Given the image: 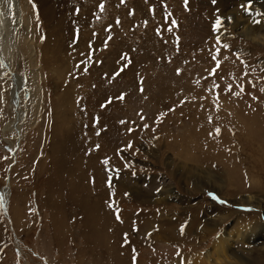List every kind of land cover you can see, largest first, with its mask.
Masks as SVG:
<instances>
[{"label": "rangeland", "instance_id": "1", "mask_svg": "<svg viewBox=\"0 0 264 264\" xmlns=\"http://www.w3.org/2000/svg\"><path fill=\"white\" fill-rule=\"evenodd\" d=\"M223 1L221 14L217 0H188L187 10L184 0H103V12L101 0L33 4L40 89L35 97L21 56L18 131L10 128L11 82L0 81V264H134L133 249L135 264H190L245 215L264 221V162L240 157L250 153L244 142L262 149V138L245 129L253 116L264 118V47L231 26L244 14L240 0ZM229 84L244 92L226 93ZM254 194L261 208L237 202ZM233 251L244 264H264V241L238 242Z\"/></svg>", "mask_w": 264, "mask_h": 264}, {"label": "bare ground", "instance_id": "2", "mask_svg": "<svg viewBox=\"0 0 264 264\" xmlns=\"http://www.w3.org/2000/svg\"><path fill=\"white\" fill-rule=\"evenodd\" d=\"M37 1L38 0H9V3L7 4L3 3L4 21L3 23H0V81L7 80L8 78L12 85L10 90V96L12 100L11 104L15 108V109L13 108V110L15 111L16 120L11 124L10 128L15 129V131H18L17 122L19 121L18 120L19 112L17 111L18 109L17 105L19 103L18 102L19 91L22 87V80H23L22 75L17 70L19 58L23 56L25 60H27L26 62L30 64L31 76L34 79L36 85L40 77V72L38 70L40 66L38 65L37 62V49H36V46L38 44L36 42V34H35L36 32L35 21H34L35 7L33 6L34 3H35L34 5L37 4ZM40 1L44 2L46 0H40ZM239 2H241L242 4L241 6L242 8L239 10L244 11V14L242 15L240 14L241 12H239L238 16L235 15V17L233 18L234 23L231 21L232 22L231 26H233L234 29H240L241 31L239 33H242L245 37H247V39H250L252 42L264 47V0H240ZM239 2L236 4L237 7L238 4H240ZM217 4L219 6L218 13L219 14H221L222 12L224 13L227 8V5L224 3V1L217 0ZM233 10H235L234 7L231 8L228 13L226 12V15L229 17L232 14H234V12H232ZM222 28H223L222 30H224L222 31V34L229 35L228 29H226L225 26ZM235 31L237 32V30ZM37 47L39 48V46ZM34 66L36 71L33 70ZM39 89L37 85V89L35 91V97L38 96ZM251 121L253 123L249 124L250 126L247 125L249 127V130L246 127V124L242 126L246 127L245 130H247L249 137L251 136L252 139L257 141L258 135L259 138H262L261 140L258 139L260 141L259 143L262 142L261 143L262 149L261 150L253 149L251 142L248 143L244 142V145L250 149L249 150L250 153H248V156L245 155V153L242 154L240 153L241 154L240 157L247 159L248 162L251 163L255 162L259 164V161L264 162V118L262 119L261 117L253 116ZM241 148L244 149L243 146H241ZM230 157H232V155ZM225 158L226 157H224L223 159ZM231 159H234V157ZM223 161L225 162V160ZM261 166L264 167V165ZM256 182H257L256 179L253 178L252 184H256ZM7 183H8V178H7ZM166 189L165 191H160V193H158L157 195L160 196L161 193H165V192L170 193L169 191L171 190L170 189L166 190ZM2 191L5 197H7L8 195L7 186L3 187ZM237 202H239V204L241 205L250 204L254 207L261 208V203L258 199V196L256 197L255 194L244 196L243 198H239ZM250 215L251 216H248L249 218H247L246 217L247 215H245L244 220L246 222H244L242 226L238 227L235 233H231L234 231V229L232 230L229 227H227L225 231H222L219 234L218 238L214 239L210 249H208L206 252L201 251L199 254H193L192 256L190 255L189 258L192 259L190 264H244L245 263L244 259H246V257L243 256V253L241 251L231 252V248L233 247V245H236L238 242L244 243L247 240L253 242L264 241V221L262 219L261 220L258 219L257 218L258 216L254 214V212H251ZM215 217L217 216H214L213 218ZM223 217L224 215L221 218ZM251 217H253L254 220H252ZM213 222H214L213 226L215 227L216 223L218 222L217 220L214 219Z\"/></svg>", "mask_w": 264, "mask_h": 264}, {"label": "snow or ice", "instance_id": "3", "mask_svg": "<svg viewBox=\"0 0 264 264\" xmlns=\"http://www.w3.org/2000/svg\"><path fill=\"white\" fill-rule=\"evenodd\" d=\"M147 2H148V0H146V3H147ZM0 3L7 4V3H9V0H0ZM125 3H126V0H120V4H121V5H123V4H125ZM184 4H185L186 10H187L188 0H184ZM118 6H119V5H118ZM98 7H99V10H100L101 12L104 11L105 5H104V3H103V0H101V3L98 5ZM78 11H79V10L77 9V12H78ZM149 11H150V12H154L155 9H154V8H149ZM0 14H2V13H0ZM94 15H95V13H94ZM129 15H130V16H131V15H134V10H130V11H129ZM169 15H171V14H169ZM96 18H97V19H100L99 16H97ZM175 23H176L175 21H172V24H173V25H175ZM116 24H117V25L120 24V19H119L118 17H117V19H116ZM146 25H147V21H145V26H146ZM220 26H222V21H221L219 18H217V19L215 20L214 24H213V32H218ZM111 27H112V26L109 25L108 28L105 29V31L110 33V31H111ZM169 30L171 31V29H169ZM157 34H158V35L160 34L159 31H158ZM93 35H95V33H93ZM42 39H43V38H42ZM108 39H109V40L111 39V35H109ZM216 43H217V45H220V44H221V41H220V39H219L218 36H217V39H216ZM106 45H107V42H105V46H106ZM90 47H91V45H90ZM227 47H228V45H223V48H227ZM219 55H220V48L217 47L216 50H215V52H214V53H211V59H212L213 61L216 62V67L212 69V71L209 73V75H213V76H214V75L216 74V69L220 67L221 61L217 59V57H218ZM224 59H227V57H225ZM121 60H122V61H126L127 63H130V62H131L130 59L128 58L127 54H122V56H121ZM127 63H121L120 68H119L116 72H114V73L112 74L111 79L109 80V82H111V80H114V79L120 74V72H122V71L124 70V68L127 66ZM78 66H79V65H78ZM85 71H86V69H85ZM181 71H182V70L178 68V69L176 70L177 75H180V74H181ZM105 75L107 76L108 74H105ZM247 75H248V73L245 72V73H244V76H247ZM241 78H243V77H241ZM141 83H142V81H141ZM197 83H198V81H197ZM248 83H249V84H252V86L255 87V83H254L253 81L249 80ZM213 86H214V88H219V85L216 84L215 81H213ZM141 91H143V88H142V87H141ZM261 91H264V88H261ZM225 92H226V93H227V92H231L232 95H234V96H239V95H241V94L244 92V88H243V86L241 85V86H240V90H239L238 92H233V91H232V85L229 84L228 87L225 89ZM252 98H253V99H256L255 96H253ZM114 99H115V100H120V101H122V100L124 99V94L122 93V94H120L118 97H115V98H113V97H109V98L106 100L105 104L101 105V107H107L109 104H111V103L113 102ZM194 99H195V98H194ZM200 99L203 100V99H205V97H201ZM213 99H214V102H215V104H216V106H217V110H219V95L217 94ZM181 103H183V101H182ZM172 110H174V109H170V111H172ZM138 115H140V114H138ZM140 119L143 120L144 117H143L142 115H140ZM211 122H212V118L209 117V123H211ZM120 123H121V124H125V123H127V121H120ZM144 127L147 128L148 125L145 124ZM134 130H135V129H133V128H128V132H129V133L133 132ZM214 131H215L216 135H219L221 130H220L219 127H217ZM97 134L99 135V133H97ZM209 135H212V133H209ZM131 147H132V142L130 141V142L128 143V145H127V148L130 149ZM96 148H99V145H97ZM122 151H124V150H123V149L120 150V151L118 152V155H119L120 152H122ZM102 163H104L105 165H107V164L109 163V161H108L107 159H105ZM128 166H130V165H129V164H126V165H125V167H128ZM109 186H111V185H110V182H109ZM126 195H127V194H126ZM109 206L111 207L112 205L110 204ZM117 219H119V216H117ZM181 232H183V228L181 229ZM149 235H150V234H149ZM125 241L127 242V234H125ZM135 261H136L135 249H133V262H134V264H135Z\"/></svg>", "mask_w": 264, "mask_h": 264}, {"label": "water", "instance_id": "4", "mask_svg": "<svg viewBox=\"0 0 264 264\" xmlns=\"http://www.w3.org/2000/svg\"><path fill=\"white\" fill-rule=\"evenodd\" d=\"M28 96H29L28 93H26V94H25V97L28 98Z\"/></svg>", "mask_w": 264, "mask_h": 264}]
</instances>
